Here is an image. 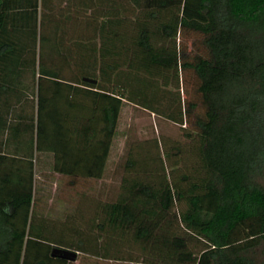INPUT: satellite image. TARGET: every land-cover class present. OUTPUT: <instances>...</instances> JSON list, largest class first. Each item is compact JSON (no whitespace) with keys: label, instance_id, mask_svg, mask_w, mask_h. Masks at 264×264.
I'll list each match as a JSON object with an SVG mask.
<instances>
[{"label":"trees","instance_id":"16d2710c","mask_svg":"<svg viewBox=\"0 0 264 264\" xmlns=\"http://www.w3.org/2000/svg\"><path fill=\"white\" fill-rule=\"evenodd\" d=\"M123 100L182 140L127 141L115 197L51 219L44 183L105 176ZM83 109L102 124L77 139ZM55 248L264 264V0H0V264H73Z\"/></svg>","mask_w":264,"mask_h":264},{"label":"rangeland","instance_id":"374dc122","mask_svg":"<svg viewBox=\"0 0 264 264\" xmlns=\"http://www.w3.org/2000/svg\"><path fill=\"white\" fill-rule=\"evenodd\" d=\"M190 44V42H188ZM188 44V45H189ZM191 76H186V83L184 85V93L182 94L183 98L188 100L192 96V83ZM137 101L141 104H144L141 96L137 98ZM146 103V102H145ZM147 104V103H146ZM168 136L173 139L182 140L181 132L176 125L171 124L170 122L156 118V116L139 110L133 105L125 104V108L122 110L118 123V134L115 139L113 150L111 152L108 166L105 171V176L99 180H87L83 179L82 183H76L77 194L82 190L83 194L86 196H91L93 198L98 197L100 200H111L115 197V194L118 191V183H120V171L117 170V165L122 163L125 157V148L126 142L133 139H149L155 136ZM55 181L52 183H44V199L47 202L45 205V210L43 213L50 212V217L62 218L65 212V205L62 203V179L57 176ZM42 179V178H41ZM61 179V180H60ZM46 181V180H45ZM46 183H49L46 185ZM75 186V185H73ZM69 197L74 198L73 193H67ZM43 199V201H44ZM49 201L51 203H49ZM42 205V204H41ZM81 259V258H80ZM80 261V260H79ZM73 264H79L78 256ZM99 264H127L123 262H107L100 261Z\"/></svg>","mask_w":264,"mask_h":264},{"label":"crops","instance_id":"0c3cea01","mask_svg":"<svg viewBox=\"0 0 264 264\" xmlns=\"http://www.w3.org/2000/svg\"><path fill=\"white\" fill-rule=\"evenodd\" d=\"M102 7L103 8L106 7L105 3H103ZM123 7L125 9V3H123ZM128 9H130V8H128ZM99 12H101V10H99ZM103 12H105V11H103ZM101 22H102V18H99L98 23L100 24ZM112 29L114 30L115 28L113 27ZM92 30H93V35H94V42L98 46V47H96V51H97L99 49V46L102 44V42L106 41L105 38L108 37V33H107V30L104 29L102 32H103L105 38H101L100 39L99 38L100 37L99 36L100 32L98 30H95V26H94V28ZM96 35H98V36H96ZM111 35H112V32H111ZM108 46L106 45V47H108ZM105 49H107V48H105ZM95 83H96V81H95ZM95 83H93V84H95ZM80 87L83 90L82 92H80V95L83 97L82 100L84 101V104L88 105V103L85 101V91L90 90V88H88L86 86H80ZM92 91H98V90L92 89ZM123 103L124 104L122 106L120 115L122 114V110L125 108V104L132 105L131 103L126 102L125 100H123ZM120 115H119V119H120ZM88 121H89V123H91V127H92L91 131H93V128H97V129L100 128L101 127L100 125L102 124L100 112L98 111L97 114H95V116L92 115V114H89V112H87V111H84V109L81 110V113H77V124L81 125V127H78L76 129L75 135H74L75 138L78 139L79 136L81 137V135L85 134L86 131L84 130L83 127H84V125L86 123H88ZM118 123H119V121H118ZM95 124H97L96 127H95ZM116 137L117 136L115 135V137L113 139V142H112L109 158H110L111 152L113 150V145H114ZM96 138L98 139L99 136L96 137ZM109 158H108V161H107V166H108ZM47 161H49V160H47ZM50 166H51V164H50ZM57 176H59L62 179V188H61L62 191H61V194L64 197H62L61 199H62V203L65 205V212H66V213H64V216L61 218V219H63L67 214H69V213H71L73 211L75 206L80 205L81 203L83 204L84 201H85V198H87V200L90 201L91 199H93V197H91L90 195L85 197V195L83 194L82 190L80 191L79 194H77V192H78L77 190H74V189H76V185H77L76 183H82L83 178H81L80 176H63V175L54 174V175L50 176L48 182L49 183L50 182L52 183V181L54 182L55 179H56L55 177H57ZM88 180H91V179H88ZM94 181H99V180H94ZM49 183H46V185L49 184ZM73 185H75V186H73ZM69 192L73 193L74 198L69 197L67 195V193H69ZM49 203H51V202L49 201ZM52 218H53V216L51 217V219ZM78 262H79V264H99L100 261L91 259V260H84V261H79L78 260Z\"/></svg>","mask_w":264,"mask_h":264},{"label":"water","instance_id":"95a60500","mask_svg":"<svg viewBox=\"0 0 264 264\" xmlns=\"http://www.w3.org/2000/svg\"><path fill=\"white\" fill-rule=\"evenodd\" d=\"M83 81L87 83H95L94 80H91L88 78H84ZM51 256L57 257L63 260L71 261V262L76 261V257H77L76 253L74 252L64 250V249H57V248L52 250Z\"/></svg>","mask_w":264,"mask_h":264}]
</instances>
